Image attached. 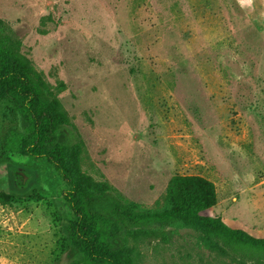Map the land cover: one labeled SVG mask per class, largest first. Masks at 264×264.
<instances>
[{"label":"rangeland","instance_id":"obj_1","mask_svg":"<svg viewBox=\"0 0 264 264\" xmlns=\"http://www.w3.org/2000/svg\"><path fill=\"white\" fill-rule=\"evenodd\" d=\"M254 14L238 0H0V23L59 101L86 175L151 211L169 208L174 175L203 176L216 194L203 213L264 238V28ZM27 139L0 101V191L10 195L0 264H73L66 184L25 154ZM15 167L29 171L28 187L11 181ZM114 231L123 264H257L211 249L176 218Z\"/></svg>","mask_w":264,"mask_h":264},{"label":"trees","instance_id":"obj_2","mask_svg":"<svg viewBox=\"0 0 264 264\" xmlns=\"http://www.w3.org/2000/svg\"><path fill=\"white\" fill-rule=\"evenodd\" d=\"M18 47V40L0 23V101L15 107L28 130L25 154L45 159L66 184L61 196L73 216L66 226V242L77 252L73 264H123L124 244L114 228L140 227L168 218L180 220L221 254L231 252L263 263L264 238L203 213L216 201L213 182L203 176L174 175L168 185L169 208L151 211L134 208L108 193L105 182L86 175L80 166L79 146L63 139L61 129L68 120L59 101L35 81L33 68ZM9 203L10 195L0 191V204Z\"/></svg>","mask_w":264,"mask_h":264},{"label":"flooded vegetation","instance_id":"obj_3","mask_svg":"<svg viewBox=\"0 0 264 264\" xmlns=\"http://www.w3.org/2000/svg\"><path fill=\"white\" fill-rule=\"evenodd\" d=\"M10 178L11 181L14 183L16 188L23 189L25 187H28L29 185V179H30V174L29 171L23 168H12L10 171Z\"/></svg>","mask_w":264,"mask_h":264},{"label":"crops","instance_id":"obj_4","mask_svg":"<svg viewBox=\"0 0 264 264\" xmlns=\"http://www.w3.org/2000/svg\"><path fill=\"white\" fill-rule=\"evenodd\" d=\"M238 1L241 4H244V6L247 9H251V8L254 9L255 14L257 13L262 19L260 23H262L264 28V0H238Z\"/></svg>","mask_w":264,"mask_h":264}]
</instances>
